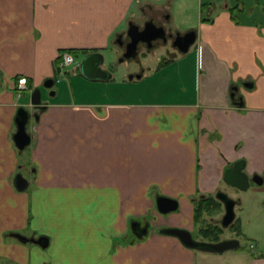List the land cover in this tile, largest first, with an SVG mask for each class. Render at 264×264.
<instances>
[{
	"label": "crops",
	"instance_id": "obj_1",
	"mask_svg": "<svg viewBox=\"0 0 264 264\" xmlns=\"http://www.w3.org/2000/svg\"><path fill=\"white\" fill-rule=\"evenodd\" d=\"M176 1L0 0V264H264L263 253L225 257L160 233L192 232L198 199L235 189L224 173L236 162L249 178L264 175V9L236 15L226 0H198L187 54L148 52L132 80L106 70L122 57L117 40L130 23L154 18L166 28ZM67 52L75 63L61 76ZM91 53L103 56L110 80L82 75ZM21 78L27 90L18 89ZM36 89L41 108L30 104ZM22 107L31 143L20 151ZM18 174L24 192L15 189ZM160 196L177 201L178 214L163 217ZM134 222L146 230L141 238ZM41 238L46 248L31 242Z\"/></svg>",
	"mask_w": 264,
	"mask_h": 264
},
{
	"label": "water",
	"instance_id": "obj_2",
	"mask_svg": "<svg viewBox=\"0 0 264 264\" xmlns=\"http://www.w3.org/2000/svg\"><path fill=\"white\" fill-rule=\"evenodd\" d=\"M127 37L130 39V43L125 49L123 59H131L136 56V48L139 43H146L151 45L152 42L165 37V30L162 27L156 26L151 20L146 21L143 24V28L139 25L130 23L127 33ZM196 32L190 31L184 36L178 35L174 46H177V50L181 54H187L189 49L196 42ZM180 39L184 40L183 45L178 42ZM104 58L99 53H91L86 55L80 62V71L82 75L88 80H101L107 81L111 79V74L102 69ZM134 78L133 75L129 77L130 80ZM137 79L141 78V75H136ZM45 89L51 90L54 86V80L49 79L43 84ZM55 92L50 91L49 96H54ZM30 104L35 108H41V92L36 89L32 92L30 97ZM240 105V104H239ZM30 114L27 109L20 108L15 123L17 126V132L14 136V143L18 150L22 151L28 147L31 143V137L26 132V126L29 122ZM245 163L243 161H238L231 167H228L224 173V182L232 188L240 191H244L248 188L250 181L258 185L263 184L264 175H254L251 179L244 173ZM15 189L19 192H24L27 190V181L22 177L21 174L15 177ZM215 198L222 204L224 215L221 219V227L223 229L229 228L235 221L234 208L238 204L233 199L228 197L225 193L219 192L216 194ZM156 207L159 213L166 215L177 211L178 202L163 196H160L156 200ZM139 223H132V230L138 238H141L146 234V230L139 232ZM160 233L176 237L180 242L188 249H193L202 252L210 253H224L229 250H235L239 248L240 244L237 240L223 241L219 243H204L201 241H196L193 239L191 233L184 229L168 228L160 230ZM15 237L22 243L28 242V239L20 235H15ZM31 242L38 244L42 248L47 247V239L41 238L39 240H31Z\"/></svg>",
	"mask_w": 264,
	"mask_h": 264
},
{
	"label": "rangeland",
	"instance_id": "obj_3",
	"mask_svg": "<svg viewBox=\"0 0 264 264\" xmlns=\"http://www.w3.org/2000/svg\"><path fill=\"white\" fill-rule=\"evenodd\" d=\"M202 3H205L206 0H200ZM210 1V0H209ZM223 0H214L216 5L220 4ZM232 8H237L239 10L249 11L250 9L260 10L264 9V0H226ZM224 6H221L223 8ZM176 8L178 9V14H174L173 18L166 22V28L164 27L165 32L168 35L175 36L176 34H184L190 31L191 26L196 25L198 19V0H177ZM219 9V7H217ZM234 14L239 15V12L234 9ZM207 12L205 11L204 17ZM191 28V29H190ZM193 49V46L191 47ZM170 51V48H169ZM156 56H160L159 53ZM143 59L141 58L140 61ZM144 61V60H143ZM112 63L107 64V68L113 72V78L118 82L119 80L126 79L129 75L138 73L139 71V62L130 60L119 63L118 60H112ZM115 82V83H117ZM150 83V82H148ZM153 83V82H151ZM150 84H135L131 88L137 90L147 89ZM76 86V84H74ZM111 95L114 92V87L112 84L107 88H103ZM227 195L233 199L235 202L239 203L234 208V213L236 220H239L242 234L237 237L232 234L231 229H224L223 234L221 235V240L223 239H237L239 241V248L235 250H229L224 253L225 257H234L240 254L242 257L250 256L252 254H264V182L261 185H258L254 182L249 183V186L246 190L240 191L235 189L226 188ZM178 214V211L168 215ZM223 214V213H222ZM184 217H188V213L181 214ZM222 215L219 216V213L214 214L213 216H205L200 225H194V229L191 233L194 240L204 241V243H210L208 239H204L198 234V229L200 226H205L210 223H218L220 225V219ZM188 231V230H187ZM251 245L253 248L251 249ZM211 255V254H209ZM216 255V254H212ZM220 255V254H218ZM228 259V258H227ZM229 264V263H227Z\"/></svg>",
	"mask_w": 264,
	"mask_h": 264
},
{
	"label": "trees",
	"instance_id": "obj_4",
	"mask_svg": "<svg viewBox=\"0 0 264 264\" xmlns=\"http://www.w3.org/2000/svg\"><path fill=\"white\" fill-rule=\"evenodd\" d=\"M204 8L205 5H202L201 9L204 10ZM234 9L237 8L235 7L232 8V10ZM221 209H222L221 204L212 197L199 200V202H197L195 206V212H194L195 224L200 225L206 215L213 216L216 213H220L222 211ZM229 229L235 232L237 237H239L242 234L240 224L237 220L234 221V223L230 226ZM223 232L224 230L220 226L212 225V224L200 226L198 229L199 235L212 242L220 241Z\"/></svg>",
	"mask_w": 264,
	"mask_h": 264
},
{
	"label": "flooded vegetation",
	"instance_id": "obj_5",
	"mask_svg": "<svg viewBox=\"0 0 264 264\" xmlns=\"http://www.w3.org/2000/svg\"><path fill=\"white\" fill-rule=\"evenodd\" d=\"M149 20H151L152 22H154V18H150ZM145 23V22H144ZM143 23V24H144ZM143 24L142 25H139L140 26V28H143ZM155 24V23H154ZM159 27H161V26H159ZM163 28V27H162ZM190 31H192V30H190ZM190 31H188V32H190ZM188 32H186V33H184V34H176L175 36H171V35H168L166 32H165V37H162V38H160V39H158V40H156V41H154V42H152V44L151 45H147L146 43H139L138 45H137V48H136V51H137V53H136V56L134 57V58H131V59H123V56H124V53H125V49H126V47H127V45L130 43V39L127 37V35L125 36V39L123 40L122 39V36L121 37H119L118 38V40H117V44H120L121 46H123L124 47V53H123V55H122V57L121 58H119L118 59V62L119 63H122V62H125V61H130V60H134V61H137V62H139L140 60H141V58L142 59H144V58H146L147 57V53L148 52H151V51H153V50H155V49H157V48H161V49H163V58H164V56H166V54H167V52L169 51V48L170 49H172V50H175V51H177V52H179L178 50H177V46H174V43L176 42V40H177V37H178V35H180V36H184L185 34H187ZM177 43V42H176ZM180 45H183V43H184V40L183 39H180V41L178 42ZM105 68H106V70L107 71H109L112 75L114 74L113 72H111V70H109L108 68H107V65L105 66ZM140 72H142V71H140ZM251 179V178H250ZM204 199V197L202 198L201 197V199H198V201L197 202H199V200H203ZM207 216V215H206ZM211 217V216H210ZM221 219H222V217H221ZM221 219H220V227H221ZM211 224V223H210ZM213 225V224H212ZM219 226V225H218ZM222 228V227H221ZM230 228V227H229ZM229 228H227V229H229ZM224 230V229H223ZM199 234V233H198ZM236 235V234H235ZM201 236V235H200ZM202 237V236H201ZM202 238H204V237H202ZM205 239V238H204ZM233 240H235V239H233ZM227 241V240H226ZM229 241H231V240H229ZM202 242V241H201ZM204 242V241H203ZM219 242H223V241H218V242H216V243H219Z\"/></svg>",
	"mask_w": 264,
	"mask_h": 264
},
{
	"label": "built area",
	"instance_id": "obj_6",
	"mask_svg": "<svg viewBox=\"0 0 264 264\" xmlns=\"http://www.w3.org/2000/svg\"><path fill=\"white\" fill-rule=\"evenodd\" d=\"M61 57H62V61L59 65V70H60L59 72L61 76H65L67 70H69V68L75 63V59L73 55L69 52L63 53ZM17 87L19 90H27L26 79L25 78L18 79Z\"/></svg>",
	"mask_w": 264,
	"mask_h": 264
}]
</instances>
